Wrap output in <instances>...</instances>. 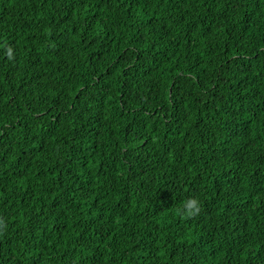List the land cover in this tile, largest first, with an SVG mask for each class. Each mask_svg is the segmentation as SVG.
<instances>
[{"label":"trees","instance_id":"16d2710c","mask_svg":"<svg viewBox=\"0 0 264 264\" xmlns=\"http://www.w3.org/2000/svg\"><path fill=\"white\" fill-rule=\"evenodd\" d=\"M0 264H264V0H0Z\"/></svg>","mask_w":264,"mask_h":264},{"label":"clouds","instance_id":"9594fccd","mask_svg":"<svg viewBox=\"0 0 264 264\" xmlns=\"http://www.w3.org/2000/svg\"><path fill=\"white\" fill-rule=\"evenodd\" d=\"M180 211L187 216L196 215L200 211V202L195 198L189 199Z\"/></svg>","mask_w":264,"mask_h":264}]
</instances>
